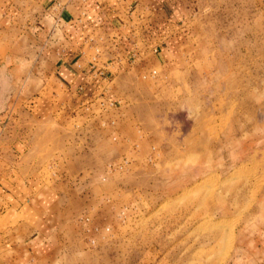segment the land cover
I'll return each instance as SVG.
<instances>
[{
  "label": "rangeland",
  "instance_id": "1",
  "mask_svg": "<svg viewBox=\"0 0 264 264\" xmlns=\"http://www.w3.org/2000/svg\"><path fill=\"white\" fill-rule=\"evenodd\" d=\"M153 3L162 64L116 32H0V189L61 195L51 264H264V0ZM59 51L129 72L93 104L37 116L28 106L65 99Z\"/></svg>",
  "mask_w": 264,
  "mask_h": 264
},
{
  "label": "crops",
  "instance_id": "2",
  "mask_svg": "<svg viewBox=\"0 0 264 264\" xmlns=\"http://www.w3.org/2000/svg\"><path fill=\"white\" fill-rule=\"evenodd\" d=\"M43 5L49 9L45 16L48 23L40 20L37 25L32 24V19L37 18L32 17V12ZM161 8L153 0H0V32L28 29L41 34L43 30L44 38L49 39L47 43L54 45L62 39L77 45L92 33L116 32L122 41L131 44L132 55L149 48L162 64L167 59L168 43L161 40L155 45L151 32L146 31L157 24L152 15L163 11ZM168 25L169 20L159 24L165 30ZM143 30L146 32L142 33ZM55 55V72L65 90V99L28 106L37 116L41 111L58 109L59 114L68 115L93 104L106 96L109 80L121 72H129L124 71L121 59L114 60L113 56L105 64H94L82 54L69 58L72 55L69 51H59ZM0 190V264H51L46 256L60 245L59 231L66 217L59 205L61 195L49 192L37 197L36 192L27 196L21 189L16 192L1 187Z\"/></svg>",
  "mask_w": 264,
  "mask_h": 264
},
{
  "label": "built area",
  "instance_id": "3",
  "mask_svg": "<svg viewBox=\"0 0 264 264\" xmlns=\"http://www.w3.org/2000/svg\"><path fill=\"white\" fill-rule=\"evenodd\" d=\"M152 73L154 74V73H155V71L153 70V71H152Z\"/></svg>",
  "mask_w": 264,
  "mask_h": 264
},
{
  "label": "bare ground",
  "instance_id": "4",
  "mask_svg": "<svg viewBox=\"0 0 264 264\" xmlns=\"http://www.w3.org/2000/svg\"><path fill=\"white\" fill-rule=\"evenodd\" d=\"M194 188V187H193Z\"/></svg>",
  "mask_w": 264,
  "mask_h": 264
}]
</instances>
